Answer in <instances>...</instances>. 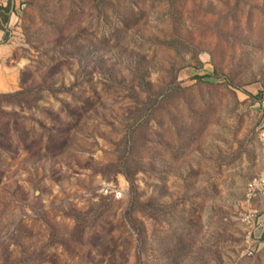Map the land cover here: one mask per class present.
<instances>
[{"label": "rangeland", "instance_id": "rangeland-1", "mask_svg": "<svg viewBox=\"0 0 264 264\" xmlns=\"http://www.w3.org/2000/svg\"><path fill=\"white\" fill-rule=\"evenodd\" d=\"M11 4L0 264H264L240 221L262 159L264 0ZM123 150L134 191L111 167ZM120 181L124 197L100 192Z\"/></svg>", "mask_w": 264, "mask_h": 264}, {"label": "built area", "instance_id": "built-area-1", "mask_svg": "<svg viewBox=\"0 0 264 264\" xmlns=\"http://www.w3.org/2000/svg\"><path fill=\"white\" fill-rule=\"evenodd\" d=\"M7 0H0V5H5ZM259 140L262 147V159L259 170L246 183L244 192V202L246 208L240 215V221L250 229L259 224L258 210L254 205L258 197L264 198V121L259 128ZM100 192L105 196H111L115 199L124 197V188L121 181L117 184L113 182H102ZM264 211V207H263ZM249 234V233H248Z\"/></svg>", "mask_w": 264, "mask_h": 264}, {"label": "trees", "instance_id": "trees-1", "mask_svg": "<svg viewBox=\"0 0 264 264\" xmlns=\"http://www.w3.org/2000/svg\"><path fill=\"white\" fill-rule=\"evenodd\" d=\"M11 7H12L11 0H7V3L4 6L0 5V28L1 29H5L4 24L8 22L9 11ZM115 22H114L115 24H113L114 29H121L124 25L122 18H118L117 21L115 20ZM5 36H6V33H5ZM199 77L200 76H197V78ZM12 95L13 93L2 94V96L4 97H7V96L10 97ZM129 143L130 142L128 141V144ZM111 167H113L115 172H120L126 177V179L129 181L131 191H134L133 173H135L137 168L133 167L132 164L130 163L128 152L125 150L121 151L118 155V159L114 163L111 164ZM132 202L135 206H138L137 204L138 198L134 195V193L133 195H131V204ZM131 211H132V206H129L127 210V217L129 219V223H132V219L130 216Z\"/></svg>", "mask_w": 264, "mask_h": 264}, {"label": "crops", "instance_id": "crops-1", "mask_svg": "<svg viewBox=\"0 0 264 264\" xmlns=\"http://www.w3.org/2000/svg\"><path fill=\"white\" fill-rule=\"evenodd\" d=\"M257 199L258 200H256L257 202L254 205L256 206L257 210L259 211L258 212L259 224L257 226H255V228H253L252 231H253L254 237L258 239L264 233V211H263L264 198L258 197ZM245 205H246V203H245ZM259 239L257 240V242H259L258 247H260L261 242L264 243V238L262 239V241H259Z\"/></svg>", "mask_w": 264, "mask_h": 264}]
</instances>
